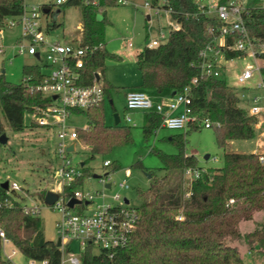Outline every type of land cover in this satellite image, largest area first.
<instances>
[{
	"label": "trees",
	"instance_id": "obj_1",
	"mask_svg": "<svg viewBox=\"0 0 264 264\" xmlns=\"http://www.w3.org/2000/svg\"><path fill=\"white\" fill-rule=\"evenodd\" d=\"M229 0H220L225 4ZM159 0H152L154 7ZM118 5L117 0H66L61 6L64 11L75 7L80 12L79 34L72 44L94 49L80 70L81 83L89 85L96 72L101 73L105 100L99 106L86 111H77L87 118V128L76 129L79 140L90 148L91 158L108 151L115 143L132 141L129 127L106 124L105 104L115 88L104 78L107 58H119L106 47L105 33L108 20L106 8ZM164 8L171 10V18L180 28L170 30L166 43L149 48L144 47L136 56L141 73V89L163 94L180 93L190 88L191 107L198 122L191 129L200 130L202 122L209 119L216 133L218 146L226 150L234 140H252L257 135V118L240 105L237 90L226 80L209 76L192 84V79L201 76L204 49L214 44L224 23L202 8L198 0H165ZM25 0H0V27H5L8 19L19 18L26 10ZM50 16L52 10L48 8ZM99 15L103 19L99 20ZM243 21L248 35L257 51H264V0H255L254 7L243 13ZM47 31L61 27L54 22L47 23ZM236 35L226 37L223 55L225 61L247 56L245 52L234 51ZM264 59V52L260 55ZM120 59V58H119ZM264 76V67L261 68ZM40 65H26L23 80L19 84L7 81L0 74V138L6 129L21 132L26 128V116L36 107H45L50 99L36 92L35 87L45 78ZM143 131L149 137L162 128V116L155 112L144 116ZM30 127L38 128L32 122ZM178 149L169 155L152 149L160 159L165 176L159 179L154 172L144 168L141 162L136 167L150 174L147 192H139L140 203L136 207L139 222L128 247L109 257L104 252H94L87 247L82 253L81 264H247L235 242L245 241L253 250L255 246L264 254V224H258L254 232L243 235L241 224L254 221L255 216L264 212V163L260 152L240 154L225 153L224 165L219 169H206L202 178L185 187L184 171L200 168L198 159L186 152L187 140L184 135H174L168 139ZM82 164H84L82 166ZM80 164L82 176L65 188V196L74 192L91 177L87 162ZM113 165V164H112ZM111 165V166H112ZM110 166V167H111ZM108 167V168H110ZM0 184V232L31 262L38 264H60L62 253L56 242L45 237L40 212L26 213V204L19 194ZM187 193L190 196L187 197ZM44 199V197H43ZM234 201L233 204H230ZM7 202H12L8 206ZM182 217L183 220H178ZM0 264H11L4 257L0 236Z\"/></svg>",
	"mask_w": 264,
	"mask_h": 264
},
{
	"label": "rangeland",
	"instance_id": "obj_2",
	"mask_svg": "<svg viewBox=\"0 0 264 264\" xmlns=\"http://www.w3.org/2000/svg\"><path fill=\"white\" fill-rule=\"evenodd\" d=\"M164 0H159L161 4ZM199 1V0H198ZM27 9L34 6L50 8L52 14L47 16L42 12V24H53L54 22L61 27L53 30L49 34L52 40L59 39L62 43H67L79 34L80 30V12L78 8L68 7L64 11L61 6H57V0H25ZM128 4L108 6L106 8V18L108 20L105 33V41L109 52L119 58H107L105 61L104 78L115 88L111 91L110 99H107L105 105V121L107 125H115V115L120 118V125L129 127L132 141L123 144L115 143L103 154H99L95 159L91 158L90 148L79 140L77 152L72 153L70 157L76 164L87 162V168L91 170V177L87 178L82 191L103 193L106 203H112L116 195L122 199L129 200L131 206H138L140 203L139 192L145 193L150 186L149 173L136 167L141 162L145 169L154 172L161 179L165 176V171L160 159L152 149L161 150L166 154L173 155L179 151L172 143L168 141L174 135L182 134L187 140L186 152L193 154L198 159L199 167L206 169H219L224 165L225 153L249 154L264 152V127L257 130V135L252 140H234L230 141L226 150L221 149L216 141V133L213 128H201L200 130H169L160 128L149 137H145L143 131L145 111L126 109V93L132 91H145L151 97L162 94L153 90L141 89L142 77L137 67L136 56L152 40L159 37L160 31L165 34V39L161 40L164 44L169 39L171 26L176 23L169 14L162 12L156 16L155 10L145 8V3H152V0H127ZM204 4L206 2L203 1ZM202 3V4H203ZM244 8L254 7L255 0H241ZM151 16L148 19V16ZM99 20L103 19L99 15ZM14 22L12 25L11 23ZM19 18L8 19L5 27H0V74L4 72L7 81L13 84H19L23 80V68L26 65L44 66L45 56L40 59L27 53H19L22 47L28 49V40L23 37L22 29L18 24ZM132 47H129V44ZM225 69L221 71V76L227 84L235 88L240 96V105L247 110L253 106V98L259 97L257 103L259 108L264 107V90L257 89V85L264 80L263 75L255 73V77L247 84H240L237 76L243 72L248 64L255 68L264 66V59L252 58L248 54L244 58H236L230 61H222ZM44 71H47L44 68ZM244 95V97H243ZM154 101V100H153ZM158 101H155L157 103ZM126 117H130L132 122L127 123ZM264 125V113L260 118ZM26 128L21 132H13L6 129V141L0 142V184L8 183L11 186L16 183L19 187L16 192L21 200L28 205L38 206L40 208V218L43 223L45 237L48 240L57 242L59 235L57 233V222L61 219V214L53 206H47L44 203L45 195L48 191H55L59 179L56 170L61 165V160L57 158L58 148V128L47 129L45 127H30L32 119L26 116ZM87 118L84 114L73 113L67 121L70 129L87 128ZM83 147V149L81 148ZM210 155L209 160L205 156ZM216 157L217 162L212 158ZM109 160L113 165L110 168L103 166L104 161ZM128 172L130 174H128ZM101 176L96 179L93 176ZM105 175H107L105 177ZM184 178V176H183ZM105 183L112 184V188L105 189ZM124 183L127 187L120 189L118 185ZM12 191V188H9ZM102 199H97L96 204H101ZM92 209V208H91ZM85 210L84 204H78L74 213H91L92 210ZM258 224H264V212L255 216L254 221H247L241 224L243 235L252 233ZM243 259L247 264H264V254L259 247H251L243 242H235ZM15 254H12V251ZM81 248L77 242L70 243V254L74 257H80ZM95 253L99 251L94 249ZM11 264H31L21 252L7 246L4 249V257L8 258Z\"/></svg>",
	"mask_w": 264,
	"mask_h": 264
},
{
	"label": "built area",
	"instance_id": "obj_3",
	"mask_svg": "<svg viewBox=\"0 0 264 264\" xmlns=\"http://www.w3.org/2000/svg\"><path fill=\"white\" fill-rule=\"evenodd\" d=\"M65 2L66 0H57V5H62ZM117 2L128 4L127 0H117ZM199 2L208 14L216 16L224 23V26L221 28L220 35L215 43L208 45L202 52V72L199 78L192 79L194 85L198 84L200 79L204 77H219L221 75V62L225 61L223 49L225 48L226 37L229 35L237 36L233 46L229 47L234 51L245 52L252 58H260V55L264 52L255 50L253 40L248 35L243 21V13L247 8L243 7L241 0H229L225 4H221L220 0H199ZM164 3L165 0L154 7L152 3L146 2L144 6L145 8L154 9L156 16H160L162 12L171 16V10L164 8ZM42 12L47 14L49 10L44 8L42 11L40 7L34 6L31 9L26 8L25 12L19 17L18 24L22 29L23 37L28 40V49L22 47L19 53H27L38 57L40 60L43 55L45 56L43 70L44 68L47 70L44 71L46 75L34 90L51 101L45 107H36L30 117L32 122L40 127L58 128L59 131L57 134L59 142L56 155L61 160V165L56 170L59 182L54 191L59 195V199L53 207L61 214V219L56 225L57 233L62 242L60 264L82 263L81 254L80 257H74L70 254L71 242H77L82 252L87 247H92L99 252L107 253L109 257H113L115 253L125 249L131 243L140 218L136 210L137 206H131L129 200L126 203L120 195H116L112 203H106V196L101 192L94 194L77 190L72 197L67 198L65 196V188L82 176L80 164L74 163L70 157L72 153L77 152L76 143L79 142V137L76 129H70L67 126V121L73 113L86 111L104 102L105 92L101 73L96 72L91 84L84 85L81 83L80 70L84 68L87 58L94 49L71 43H62L57 39L51 40L49 33L42 24ZM11 24L13 25L14 22ZM179 28L180 26L177 23L174 27L171 26V30H178ZM162 39H165V34L160 31L159 37L152 40L148 47L154 48L162 45ZM129 47H132L131 43ZM0 52L2 51L0 50ZM262 67L264 66L255 68L253 65L248 64L243 72L237 76L238 83L244 85L252 81L256 72L262 75ZM257 89L264 90V80H261L257 85ZM252 101L253 106L250 108L249 113L257 118L256 129L260 131L263 127L260 118L264 113V107H258L259 97L255 96ZM191 104L189 87H186L180 93H176L168 101L158 103H155L149 95L142 91H132L126 96V109L128 111L140 110L147 113H158L162 116V128L169 130H187L192 124L198 122V117L193 114ZM181 107L182 111H179ZM126 122H132L131 118L126 117ZM202 125L204 128L220 127L219 123L213 124L209 119L204 120ZM70 146L73 147L72 152H69ZM259 158L264 163V152H260ZM212 161L217 162V158L213 157ZM111 165L112 163L109 160L103 163L105 168ZM206 171L205 168L186 169L183 174L185 187L189 188L191 183L202 178ZM128 174L130 173L128 172ZM10 187L15 191L19 189L16 183H13ZM118 187L124 189L127 186L120 183ZM188 196H190V193H187ZM72 198L79 200L80 203L78 204H84L85 210L92 208L91 213H74L78 204L70 208L68 203ZM99 198L103 202L95 205L96 200ZM233 203L234 201L230 202V204ZM7 205L12 206L13 204L7 202ZM25 212L39 213L40 208L26 205ZM178 220H183V218L178 217ZM0 236L2 237L4 252L5 247L12 246V244L3 232H0ZM12 254H15L14 250ZM7 257L9 260V256ZM31 264L38 263L31 262ZM40 264H47V262L44 261Z\"/></svg>",
	"mask_w": 264,
	"mask_h": 264
},
{
	"label": "water",
	"instance_id": "obj_4",
	"mask_svg": "<svg viewBox=\"0 0 264 264\" xmlns=\"http://www.w3.org/2000/svg\"><path fill=\"white\" fill-rule=\"evenodd\" d=\"M3 73H4V72H3ZM173 95H175V93H173ZM119 123H120V118H119V116L116 114V115H115V124L118 125ZM5 141H6V136L4 135V136H2V137L0 138V142H5ZM72 151H73V147L70 146V147H69V152H72ZM209 159H210V155H206V156H205V160H209ZM83 165H84V164H82V166H83ZM106 176H107V175H105V177H106ZM93 177L96 178V179H101V178H102L101 176H98V175H94ZM149 178H150V175H149ZM2 187H3L4 189H8V188H9V184H8V183H5V184L2 185ZM105 188L110 189V188H111V184H110V183H106V184H105ZM58 199H59V195H58L56 192L48 191V192L46 193V195H45L44 203H45L47 206H53V205L57 202ZM125 202L128 203V200L125 199ZM78 203H80L79 200H77L76 198H72V199L69 201L68 206H69L70 208H73L74 205H75V204H78ZM56 245H57L58 248L61 247L62 242H61V239H60V238H58V240H57V242H56Z\"/></svg>",
	"mask_w": 264,
	"mask_h": 264
},
{
	"label": "crops",
	"instance_id": "obj_5",
	"mask_svg": "<svg viewBox=\"0 0 264 264\" xmlns=\"http://www.w3.org/2000/svg\"><path fill=\"white\" fill-rule=\"evenodd\" d=\"M151 18V16L149 15L148 16V19H150ZM44 26V25H43ZM47 23H46V25L44 26V28L46 29V31H47ZM47 33H51V32H48L47 31ZM74 38V37H73ZM57 40H59V39H57ZM73 40V39H72ZM72 40H70L69 42H67V43H71L72 44ZM106 47H107V45H106ZM37 59H38V57H37ZM227 62V61H226ZM221 66H222V70L223 69H225V65L224 64H222V62H221ZM140 91H142V90H140ZM142 92H145V91H142ZM128 93H130V92H127L126 93V96H127V94ZM146 93V92H145ZM147 94V93H146ZM148 95V94H147ZM150 96V95H149ZM151 97V96H150ZM173 97V95L172 94H169V92H165V93H163L162 95H160V96H154V97H151L152 98V100H154V102L155 101H158V102H162V101H168L170 98H172ZM125 101H126V97H125ZM157 102V103H158ZM106 105V104H105ZM179 111H182V107L179 109ZM107 124V123H106ZM263 127H264V125H263ZM79 143V142H78ZM82 149H83V147H81ZM257 151H258V149H257ZM256 151V152H257ZM253 153H255V152H253Z\"/></svg>",
	"mask_w": 264,
	"mask_h": 264
}]
</instances>
